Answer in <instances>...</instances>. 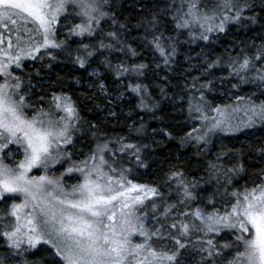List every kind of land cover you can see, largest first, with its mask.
Wrapping results in <instances>:
<instances>
[{
  "label": "snow or ice",
  "instance_id": "6c2138e0",
  "mask_svg": "<svg viewBox=\"0 0 264 264\" xmlns=\"http://www.w3.org/2000/svg\"><path fill=\"white\" fill-rule=\"evenodd\" d=\"M125 3L0 0V264H264V0Z\"/></svg>",
  "mask_w": 264,
  "mask_h": 264
},
{
  "label": "trees",
  "instance_id": "16d2710c",
  "mask_svg": "<svg viewBox=\"0 0 264 264\" xmlns=\"http://www.w3.org/2000/svg\"><path fill=\"white\" fill-rule=\"evenodd\" d=\"M135 2H136V0H126V3H125V14L126 15H129L134 11ZM252 35H253V33H249L247 31L241 33L239 31L233 30L228 35L222 36L217 41V43L215 45L216 53L217 54L223 53L225 51V49H231L232 48L234 41L238 43L242 39H244V40L249 39ZM196 51H200V49L197 48ZM193 55H195V53H193ZM56 73L62 74L63 76H65V78H70V77H68V73H69L68 67L56 66L53 70V76H55ZM173 89H174V86H173ZM220 101H221V99H219V97L217 95L216 102L220 103ZM163 116L166 117L165 123L170 124L172 126L171 130L174 133L178 132L179 129L176 127V125L183 118L179 107H172L170 105H166L164 107ZM173 116H175V119H173ZM156 126H157V122L152 121L150 124L149 131L151 130V127H156ZM255 129L259 130L260 127L255 128ZM261 129L264 132V128H261ZM117 131H119V129H117ZM240 141H243L244 143H248L249 141H251L253 143L264 142V134H262V136H260L257 139H255V137H252V136L251 137H243L241 135L239 138V141L236 139L229 140L227 138L225 143H231L234 145H238ZM156 151H157V154L151 157V160L155 161V163L153 164V167L151 169L142 170V172L145 174L134 176L135 180H138L141 182L151 181L152 179H154L155 172L158 168H160L161 166L167 167V165L164 163L166 158L175 159V157L177 156V146L175 144H172V143L168 144L167 147L159 148ZM185 158H187V157H185Z\"/></svg>",
  "mask_w": 264,
  "mask_h": 264
},
{
  "label": "rangeland",
  "instance_id": "374dc122",
  "mask_svg": "<svg viewBox=\"0 0 264 264\" xmlns=\"http://www.w3.org/2000/svg\"><path fill=\"white\" fill-rule=\"evenodd\" d=\"M227 90V86H225V88L222 91H226ZM247 91V89L245 90ZM257 95H259V93H257ZM219 99L223 100L224 102H230V100L228 99L227 96H221L218 94ZM262 134H264V132L262 131V129L260 128L258 129H252L250 131H247L246 133L242 134L243 137H255V139L259 138L260 136H262ZM227 138H224V141H226Z\"/></svg>",
  "mask_w": 264,
  "mask_h": 264
}]
</instances>
